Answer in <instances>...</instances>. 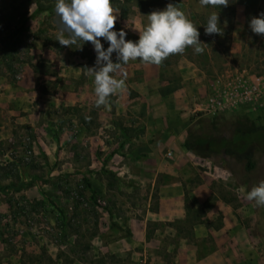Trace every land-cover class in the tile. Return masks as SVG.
Instances as JSON below:
<instances>
[{"label": "rangeland", "instance_id": "obj_1", "mask_svg": "<svg viewBox=\"0 0 264 264\" xmlns=\"http://www.w3.org/2000/svg\"><path fill=\"white\" fill-rule=\"evenodd\" d=\"M169 3L198 27L204 52L189 46L160 65L129 61L115 73L124 90L97 107L85 74L96 53L90 42H80L82 50L59 44L55 0H0V188L27 184L0 192V264H264V207L246 199L264 180V156L242 175L232 159L184 147L190 135L232 136L242 117L264 125V115L206 106L228 79L264 76V36L249 27L264 0H230L221 9L199 0H112L116 29L126 25L137 40L132 29ZM213 11L221 34L206 35ZM153 86L172 101L153 100ZM178 162L174 179L157 169ZM174 180L191 205L188 217L155 221L162 186ZM203 183L212 193L198 205L194 191ZM217 202L223 207L212 214ZM131 219L147 220L145 240L140 228L138 242L128 239ZM225 220L245 226L234 241L196 237V227L219 229ZM193 246L198 253L186 258L183 249Z\"/></svg>", "mask_w": 264, "mask_h": 264}, {"label": "clouds", "instance_id": "obj_2", "mask_svg": "<svg viewBox=\"0 0 264 264\" xmlns=\"http://www.w3.org/2000/svg\"><path fill=\"white\" fill-rule=\"evenodd\" d=\"M229 2L199 0L202 7L219 9L227 7ZM54 12L59 18L56 40L61 46L75 45L79 50H82L80 42H90L93 46L95 64L87 67L85 74L93 80L97 107L106 105L110 96L124 90L125 80L115 78V73L129 61L139 59L144 64L160 65L170 55L181 54L189 46L194 47L196 54L204 52L198 27L171 3L163 10L146 15L147 22L142 28L132 29L138 32L137 40L127 38L126 25L116 29L118 14L112 0H55ZM249 27L254 34L264 36V12L252 17ZM205 34H221L220 15L216 11L208 15ZM246 199L254 201L257 207H264V180L251 188Z\"/></svg>", "mask_w": 264, "mask_h": 264}, {"label": "crops", "instance_id": "obj_3", "mask_svg": "<svg viewBox=\"0 0 264 264\" xmlns=\"http://www.w3.org/2000/svg\"><path fill=\"white\" fill-rule=\"evenodd\" d=\"M239 79H242L248 82V81H251L252 79H255V77L248 72H243L241 73V76ZM260 80L263 83L261 87L264 90V76H262ZM150 90L148 91L149 92L148 94L153 100L158 98V99H161L162 101L163 99H165L164 101H167L169 98V101H172V97L170 96V94L168 95L164 94L165 96L164 95L161 96L162 94H160V92L157 91L155 86L150 87ZM249 107L250 106L248 105H242L238 109H235V111L247 113V115H251V114L264 115V105L261 107L259 106H256V107L253 106L251 108ZM156 127L158 129H162L163 125L160 124L159 126H156ZM147 128H148L147 134H150L149 132L151 128L150 127H147ZM149 151L150 153L154 152L151 146L149 148ZM187 152L189 154H192L189 151ZM150 157H152V159L155 160V162H157V159L153 156V154H150ZM182 163L183 162H178L176 167H171L169 170H167L166 168L160 165H157V169L158 171H166V173L170 175V178L174 179L175 177L178 176V169L182 166ZM157 175H158V172H157ZM194 193L197 195L196 197L199 200V203H198L199 205V204L205 203L209 199L212 191L208 188L206 183H203L199 185V187H197ZM184 195L185 193H184L183 187H181V182L178 180L176 181L174 180L172 183L162 186V193H161V198L159 201V208H158L157 213L154 214L155 221L168 222V221H174L176 219H185L186 217H188V211L191 205H188V208H187V206L185 205ZM221 202L219 203L217 202L215 205V208L214 207L211 208L210 212L212 211L211 212L212 214H214V212H216L217 209H221V207H223V204H221ZM210 212L207 215V217L211 216ZM146 221L143 223H139L138 221H135L134 219H131L129 221L128 227L130 229L131 235L128 239H130L131 242L133 241V243H136L139 241L138 239L139 228L141 230L139 234L141 236V240H145V232H146V227H147ZM142 226H144L143 231H142ZM243 229L245 230V226L241 223L240 220H235V221L225 220V222H223V225L219 227V229H215V227L213 226H210L209 229L207 230L206 229L203 230L202 228L196 227L195 231L197 234L196 235L197 238L204 237V236L207 237L208 235H210L211 237H213L215 242L218 244L220 243L219 236L221 237V234L225 235V237H227L228 240L234 241L236 238L235 235L239 234V232L242 231ZM183 253L186 258L190 259V258H195V255L196 253H198V250L195 246H193L187 249L186 248L183 249ZM213 256L214 254L209 255L207 256V259H210ZM186 264H188V262Z\"/></svg>", "mask_w": 264, "mask_h": 264}, {"label": "trees", "instance_id": "obj_4", "mask_svg": "<svg viewBox=\"0 0 264 264\" xmlns=\"http://www.w3.org/2000/svg\"><path fill=\"white\" fill-rule=\"evenodd\" d=\"M256 76L260 77V75ZM184 147L199 157L209 158L213 155H221L225 161L232 159L240 166L242 175H248L256 170L258 157L264 156V125L251 124L246 117H242L237 122L232 136L217 138L210 135H190L185 140ZM244 182L248 183V181ZM25 185L27 184L10 185L0 188V192L19 191Z\"/></svg>", "mask_w": 264, "mask_h": 264}, {"label": "built area", "instance_id": "obj_5", "mask_svg": "<svg viewBox=\"0 0 264 264\" xmlns=\"http://www.w3.org/2000/svg\"><path fill=\"white\" fill-rule=\"evenodd\" d=\"M241 74H238L232 79L220 86L218 98H212L211 103L206 105L216 111H224L225 109H238L242 105L251 107L264 105V90L262 89V81L260 77L253 75L255 79L246 82L239 79Z\"/></svg>", "mask_w": 264, "mask_h": 264}]
</instances>
